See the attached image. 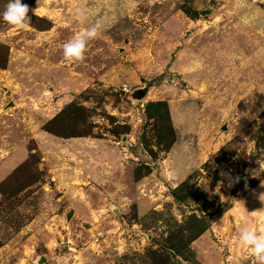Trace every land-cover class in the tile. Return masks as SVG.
Returning <instances> with one entry per match:
<instances>
[{
  "label": "rangeland",
  "instance_id": "1",
  "mask_svg": "<svg viewBox=\"0 0 264 264\" xmlns=\"http://www.w3.org/2000/svg\"><path fill=\"white\" fill-rule=\"evenodd\" d=\"M22 2L24 27L0 20V264H256L264 0ZM70 105L85 121L50 131Z\"/></svg>",
  "mask_w": 264,
  "mask_h": 264
},
{
  "label": "clouds",
  "instance_id": "2",
  "mask_svg": "<svg viewBox=\"0 0 264 264\" xmlns=\"http://www.w3.org/2000/svg\"><path fill=\"white\" fill-rule=\"evenodd\" d=\"M29 7L22 0H8L4 10L0 12V20L9 25L24 27L31 19L28 15ZM98 25L90 26L82 33L75 35L63 45V56L69 61H79L84 58L87 41L97 34ZM264 201V195L260 197ZM239 240L250 250L256 259V264H264V235L258 234L250 228H244L239 233Z\"/></svg>",
  "mask_w": 264,
  "mask_h": 264
},
{
  "label": "trees",
  "instance_id": "3",
  "mask_svg": "<svg viewBox=\"0 0 264 264\" xmlns=\"http://www.w3.org/2000/svg\"><path fill=\"white\" fill-rule=\"evenodd\" d=\"M86 119V116L80 115L79 111L76 109V106H67L65 107L57 116H55L50 122L48 129L52 132L58 133L56 130L51 128L58 121L61 122L63 126L68 125H80ZM72 135H77V131H74Z\"/></svg>",
  "mask_w": 264,
  "mask_h": 264
},
{
  "label": "water",
  "instance_id": "4",
  "mask_svg": "<svg viewBox=\"0 0 264 264\" xmlns=\"http://www.w3.org/2000/svg\"><path fill=\"white\" fill-rule=\"evenodd\" d=\"M150 89V85H145L144 87H140V88H137L136 90H133L132 91V97L135 98V99H143L145 98L146 94L148 93ZM12 105V104H11ZM224 128L226 129V125H224ZM114 211L116 213H119V209L117 207H114ZM44 258L43 256H41L38 261L41 263L43 262Z\"/></svg>",
  "mask_w": 264,
  "mask_h": 264
},
{
  "label": "built area",
  "instance_id": "5",
  "mask_svg": "<svg viewBox=\"0 0 264 264\" xmlns=\"http://www.w3.org/2000/svg\"><path fill=\"white\" fill-rule=\"evenodd\" d=\"M125 91L131 92V90L129 88H127L126 86L123 88ZM132 93V92H131Z\"/></svg>",
  "mask_w": 264,
  "mask_h": 264
}]
</instances>
